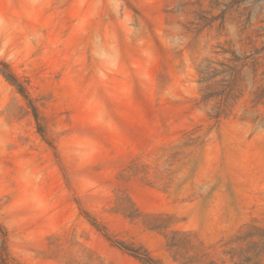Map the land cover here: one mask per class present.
I'll use <instances>...</instances> for the list:
<instances>
[{
    "label": "rangeland",
    "instance_id": "rangeland-1",
    "mask_svg": "<svg viewBox=\"0 0 264 264\" xmlns=\"http://www.w3.org/2000/svg\"><path fill=\"white\" fill-rule=\"evenodd\" d=\"M0 264H264V0H0Z\"/></svg>",
    "mask_w": 264,
    "mask_h": 264
},
{
    "label": "trees",
    "instance_id": "trees-1",
    "mask_svg": "<svg viewBox=\"0 0 264 264\" xmlns=\"http://www.w3.org/2000/svg\"><path fill=\"white\" fill-rule=\"evenodd\" d=\"M11 81H16L15 80V78H14V76L10 73V72H7V74H5ZM16 83V82H15ZM17 85L19 86V88H22V86L20 85V84H18L17 83ZM143 260L145 261V262H147V263H149V261H151L150 260V258H144L143 257Z\"/></svg>",
    "mask_w": 264,
    "mask_h": 264
}]
</instances>
